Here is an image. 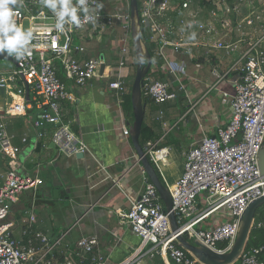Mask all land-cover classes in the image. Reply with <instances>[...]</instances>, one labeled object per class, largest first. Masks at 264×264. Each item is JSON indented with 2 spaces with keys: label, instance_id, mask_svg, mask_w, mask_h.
Listing matches in <instances>:
<instances>
[{
  "label": "built area",
  "instance_id": "2783aa9c",
  "mask_svg": "<svg viewBox=\"0 0 264 264\" xmlns=\"http://www.w3.org/2000/svg\"><path fill=\"white\" fill-rule=\"evenodd\" d=\"M87 3L95 23L85 22L84 13L78 11L82 26L66 23L60 32L55 28L54 13L41 0H18L15 22L31 29L33 39L22 60L13 57V70L0 72L5 105L0 110V158L9 167L0 174V264H109V255L99 250L96 236L81 237L71 246L66 241L69 230L52 236L37 228L41 165L36 163L31 174L23 166L15 168L21 149L14 144L4 119L10 115L7 105L16 96L21 103L15 105L34 112L30 114L35 130L33 150H47L50 144L56 157L85 153V144L64 123L63 102L73 103L74 91L83 90L94 79H103L115 92L121 133L129 139L131 123L122 106L127 93L123 70L133 49L130 0H111V12L104 11L99 0ZM137 6L141 35L152 56L143 80L144 97L156 105L174 101L179 94L188 97L187 66L172 55L202 61L217 78L216 85L230 73L236 76L229 121L212 135H203L183 154V172L175 184L168 185L163 175L168 149L157 148L158 142L150 140L143 147L170 192L179 231L186 233L189 241L226 252L236 239L243 212L263 195L258 156L264 144V0H137ZM111 26L120 30L112 44L117 53L115 66L103 58H81L85 50L76 39L85 33L100 34ZM193 33L195 39L190 38ZM218 51L232 58L222 73L212 60ZM161 72L172 80H159ZM157 117L162 120L163 112ZM162 125L168 123L163 120ZM27 142V137L21 138L22 144ZM141 172L144 187L123 216L139 245L117 264H134L144 255L158 256L165 264H199L176 243L165 207L143 168ZM24 192H30L29 205L15 236L16 223L7 219L11 205L18 203ZM254 228L264 229V220L254 222ZM262 253L263 247H245L239 264H264Z\"/></svg>",
  "mask_w": 264,
  "mask_h": 264
},
{
  "label": "crops",
  "instance_id": "0c3cea01",
  "mask_svg": "<svg viewBox=\"0 0 264 264\" xmlns=\"http://www.w3.org/2000/svg\"><path fill=\"white\" fill-rule=\"evenodd\" d=\"M99 4L104 11H112L111 0H99ZM119 31L118 26H111L100 34H82L81 38L76 39V44L85 50L81 58H103L107 64L115 66L117 53L112 51V44L119 36ZM171 58L184 61L187 66L189 78L186 83L190 94L187 98L179 94L177 98L180 99L181 107L187 110L181 113L174 105L167 107V102L156 105L145 97L143 120L155 136L150 141L158 142L157 148L168 149L164 168L170 171H163L168 185L175 184L182 175L183 154L197 144L203 135H212L217 127L229 121L230 99L236 78L230 73L216 85L217 78L202 61L177 55ZM212 60L219 65L221 73L232 63V58L220 51L214 53ZM155 63L161 64L159 60ZM135 68L136 57L134 49H131L123 70L127 87L125 97L130 93ZM9 71L7 68L0 70L1 73ZM157 77L162 81L172 80L162 72ZM73 94V103L63 102L64 123L87 147V151L82 153L84 156L56 157L50 144L47 150L39 147L33 150L35 130L30 114L34 112L15 105L21 103L20 98L15 96L13 103L6 107L10 115L4 117L7 131L14 136V144L21 149L14 166H23V170L31 174L34 163L41 165L38 170L41 184L37 191L36 208L38 229L52 236L69 230L66 241L71 246L81 237L96 236L99 250L109 255V264H117L131 256L139 245V239L123 223V216L127 215L131 202L137 199L144 187L142 165L130 138L122 136L115 92L108 89L107 82L94 79L86 88ZM4 106L1 101L0 110ZM123 107L128 109L126 101ZM158 112H163L162 120L158 119ZM163 120L168 123L166 127L162 125ZM22 137L28 138L27 144L21 143ZM173 150L179 151L180 164L169 161ZM8 168L7 163L0 158V174ZM29 200L30 192H24L19 202L11 205L7 220L16 223L15 236L22 226ZM134 264L165 263L158 256L144 255Z\"/></svg>",
  "mask_w": 264,
  "mask_h": 264
},
{
  "label": "water",
  "instance_id": "95a60500",
  "mask_svg": "<svg viewBox=\"0 0 264 264\" xmlns=\"http://www.w3.org/2000/svg\"><path fill=\"white\" fill-rule=\"evenodd\" d=\"M130 16L131 38L134 55L136 57L135 76L130 89V102L133 114V121L129 125V138L131 144L137 154V157L139 158L142 168L145 170L149 182L155 187L159 198L165 207V211L168 215L167 217L170 230L171 233L176 236V243L178 246L191 253L199 264H234L239 260L242 251L246 247L251 230L253 229L258 209L264 205V144L258 156V166L263 182V195L251 202L243 212L239 220L236 239L229 250L223 253H218L196 240L189 241L185 237L186 233H181L179 231L180 227L173 212L172 199L168 188L159 178L155 168L149 162V159L139 142L145 115V103L143 102L142 97L143 80L151 67L152 56L142 39L137 0H130ZM140 57H143V63L139 62ZM2 60L13 63L16 66V61L13 57L8 56L7 53H0V61ZM102 69L103 66L101 67V70ZM27 89L28 88L26 87V90ZM3 97L4 90L3 88H0V102H3ZM0 115H2V111H0ZM75 156L77 158H82L84 155L82 153H78Z\"/></svg>",
  "mask_w": 264,
  "mask_h": 264
},
{
  "label": "clouds",
  "instance_id": "9594fccd",
  "mask_svg": "<svg viewBox=\"0 0 264 264\" xmlns=\"http://www.w3.org/2000/svg\"><path fill=\"white\" fill-rule=\"evenodd\" d=\"M41 3L54 13L55 28L60 32L64 31L66 23L75 27L82 26L78 11L84 13L85 22L95 23L96 18L91 14L93 10L89 8L87 0H77L75 5L72 0H41ZM17 5L18 0H0V53H7L20 61L28 51L33 33L31 29H24L15 22L14 17L19 14ZM190 38L195 39V33ZM139 62H144L143 57H140Z\"/></svg>",
  "mask_w": 264,
  "mask_h": 264
},
{
  "label": "trees",
  "instance_id": "16d2710c",
  "mask_svg": "<svg viewBox=\"0 0 264 264\" xmlns=\"http://www.w3.org/2000/svg\"><path fill=\"white\" fill-rule=\"evenodd\" d=\"M142 39L144 41L143 36H142ZM146 47L151 54V50L147 44H146ZM142 97H143V102H146V99H145L143 94H142ZM125 99L126 100H124V101H126V103L128 105V109L125 110V108L123 107V111H124L125 116H127L126 118L127 119L129 118L130 123H132L133 114H132V108H131V102H130V93L125 97ZM154 137L155 136H154L153 132L150 130V128H148L143 123L141 133H140V138H139V142H140L141 146L144 147L145 143L149 140L154 139ZM262 220H264V205L258 209L256 217H255V223L260 222ZM250 246L263 247L262 257L264 260V229L254 228L251 230V233H250L249 239L247 241L246 247H250ZM218 247L223 249V248H225V244H219ZM234 264H239V260Z\"/></svg>",
  "mask_w": 264,
  "mask_h": 264
},
{
  "label": "rangeland",
  "instance_id": "374dc122",
  "mask_svg": "<svg viewBox=\"0 0 264 264\" xmlns=\"http://www.w3.org/2000/svg\"><path fill=\"white\" fill-rule=\"evenodd\" d=\"M159 65H160V64H159ZM14 67H15V65H14L13 63H6V62L3 61V60L0 61V70H1V69H4V68H7L8 70L11 71V70H13ZM134 76H135V71H134ZM134 76H133V79H132L131 84L133 83ZM131 86H132V85H131ZM181 96L184 97L183 94H182ZM179 101H180V99H177L176 102H175V101H169V102H167V103L165 104V106H167V107H171V105H174L175 108H179L180 112L183 113V111H186L187 109H186V108H182V107H181V104H180ZM8 120H9V118L6 119V122H7ZM169 161H170V162L172 161V162L175 163L176 165H177V163L180 164V158H179V151H178V150H173V151L171 152V155H170V157H169ZM35 165H36V163L33 164V166H35ZM176 165H172V166H176ZM163 171H164V173H165V171L169 172L170 169L168 168V169L166 170V168H164Z\"/></svg>",
  "mask_w": 264,
  "mask_h": 264
}]
</instances>
